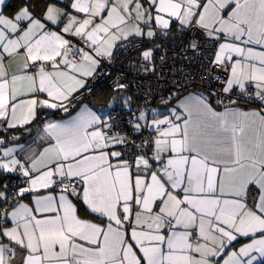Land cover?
Listing matches in <instances>:
<instances>
[{
    "label": "snow or ice",
    "instance_id": "obj_1",
    "mask_svg": "<svg viewBox=\"0 0 264 264\" xmlns=\"http://www.w3.org/2000/svg\"><path fill=\"white\" fill-rule=\"evenodd\" d=\"M0 264H264V0H0Z\"/></svg>",
    "mask_w": 264,
    "mask_h": 264
},
{
    "label": "built area",
    "instance_id": "obj_2",
    "mask_svg": "<svg viewBox=\"0 0 264 264\" xmlns=\"http://www.w3.org/2000/svg\"><path fill=\"white\" fill-rule=\"evenodd\" d=\"M173 51L174 49L171 47L168 49L169 56L172 55ZM173 62L177 65V67H180L182 65V61L180 59H177L175 61L169 60L168 65H166L164 68L165 75L161 78L160 81H156L155 77L152 76H148V77L140 76L138 80L135 82L136 87L140 88L141 85L147 86L149 84H151L153 87H156L158 84L159 87L164 88L167 85L168 81L171 79L172 75H178L176 73H172L169 71V65H171ZM127 65H128V59H126L124 55H121L110 66L106 65L105 69L103 70L104 74L99 76L96 81L91 82L94 85L93 89L97 87L99 84H105L109 87L117 75L127 71ZM186 70L191 71L195 75L196 73H199L200 66L193 64L187 66ZM199 84H200V80L197 77L192 87L195 88Z\"/></svg>",
    "mask_w": 264,
    "mask_h": 264
},
{
    "label": "trees",
    "instance_id": "obj_3",
    "mask_svg": "<svg viewBox=\"0 0 264 264\" xmlns=\"http://www.w3.org/2000/svg\"><path fill=\"white\" fill-rule=\"evenodd\" d=\"M9 3L12 5H16L18 3V0H9ZM11 10H14V9H10L7 11H11ZM111 94H112V89L110 87H108L105 84H99L97 87L93 89V94L91 95L86 94L84 100H87V101L91 100L97 103L98 105V103L106 101L111 96ZM62 115H63L62 113H58L54 115L53 117H60Z\"/></svg>",
    "mask_w": 264,
    "mask_h": 264
},
{
    "label": "crops",
    "instance_id": "obj_4",
    "mask_svg": "<svg viewBox=\"0 0 264 264\" xmlns=\"http://www.w3.org/2000/svg\"><path fill=\"white\" fill-rule=\"evenodd\" d=\"M8 2H9V0H8ZM6 11V14H8V12L9 11H7V10H5ZM112 95V94H111ZM84 103H88V101L87 100H84ZM98 105H99V103H98ZM61 117V116H60ZM60 117H52L53 119H59ZM33 135H36V132L34 131V133H33ZM21 142H23V141H21Z\"/></svg>",
    "mask_w": 264,
    "mask_h": 264
}]
</instances>
